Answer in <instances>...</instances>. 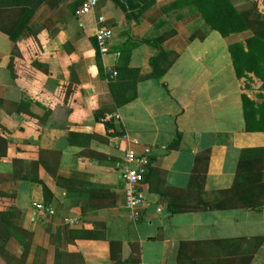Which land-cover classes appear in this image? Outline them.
Returning <instances> with one entry per match:
<instances>
[{
  "label": "crops",
  "instance_id": "0c3cea01",
  "mask_svg": "<svg viewBox=\"0 0 264 264\" xmlns=\"http://www.w3.org/2000/svg\"><path fill=\"white\" fill-rule=\"evenodd\" d=\"M196 1L98 0L75 17L83 0H45L16 43L0 31V99L19 109L0 107L8 142L0 191L15 193L0 198V211L15 209L16 224L32 235L23 255L27 240L14 231L0 264H264V132L245 131L242 81ZM252 1L251 32L264 35V0ZM100 27L113 33L104 55L94 37ZM162 38L159 51L153 43ZM129 41L125 85L137 76L136 97L116 106L113 69ZM250 85L253 93L259 82ZM34 104L65 128L39 126ZM107 114L119 120L103 122ZM126 148L151 152L136 222L120 177ZM257 149L263 156L243 157ZM31 163L46 197L29 179Z\"/></svg>",
  "mask_w": 264,
  "mask_h": 264
},
{
  "label": "trees",
  "instance_id": "16d2710c",
  "mask_svg": "<svg viewBox=\"0 0 264 264\" xmlns=\"http://www.w3.org/2000/svg\"><path fill=\"white\" fill-rule=\"evenodd\" d=\"M2 1L0 0V31L9 36V39L13 43H16L21 34L30 31L28 27L29 21L45 0H11L12 2L10 3H4ZM243 1L247 2V6H243V8H239L234 0H197L196 4L200 8L204 23L212 30L219 32L224 38L232 59L236 78L242 81L241 102L245 131L248 133L264 132V35L260 30L262 27L264 29V21L258 22L260 31H255L257 34L252 33V28L256 24L253 20L256 14L257 4L252 0ZM129 7L132 9V4ZM142 12L143 10H140L138 15ZM138 15L135 16L136 20L138 19ZM6 16L10 17V19H5ZM164 39H159L153 43L159 51L162 50L160 44ZM194 39L202 40L203 35L192 33L190 40ZM133 45L134 43L129 41L118 50L116 64L113 69L115 77H113V82L111 83V92L116 106H123L136 97L134 84L137 76H132L134 83L125 85V82L130 77L127 76L130 56L129 50ZM157 60L153 59V62L151 61V65L155 68L156 64L154 62ZM155 76L157 77V75ZM255 79L259 82V86L256 93H254L255 95L252 97L245 91L252 89L250 84ZM17 105V101L0 99V107L7 115L18 112ZM29 115L43 129H63L66 126L65 120L62 121V119H59V122L58 118L55 119L53 117L52 111L42 108L39 104L33 105V111ZM7 146V140L0 136V160L6 156ZM257 152L261 155L263 153L261 149L245 150L242 153L243 157H248L253 153L257 154ZM13 174H15V170H13ZM145 178L146 175L144 180ZM29 179L42 186L45 197L49 194L43 182L38 178L37 163H31ZM5 197L14 198L15 193L8 194L0 191V198ZM16 223L15 209L0 211V255L3 258L5 257V260H7L6 258L8 256L4 250V246L7 240L14 234V231L27 240L23 255L27 253L28 245L32 238L30 233L23 231ZM224 243L229 245L227 241ZM259 244L260 242L257 244V247ZM112 245L113 243L111 242V248L113 247ZM242 257L245 260L246 255L243 253Z\"/></svg>",
  "mask_w": 264,
  "mask_h": 264
},
{
  "label": "built area",
  "instance_id": "2783aa9c",
  "mask_svg": "<svg viewBox=\"0 0 264 264\" xmlns=\"http://www.w3.org/2000/svg\"><path fill=\"white\" fill-rule=\"evenodd\" d=\"M97 4L98 0H83L81 5L74 11L75 17H81L94 11ZM94 37L99 54H107L109 52L110 41L113 38L112 31L100 27L96 30ZM113 75H115V73ZM101 120L103 122H111L112 120H119V116L116 114H107L101 118ZM122 138L126 139V136H123ZM150 154L151 152L149 149H144L142 153H136L133 150L126 148L123 152L120 177L127 185L125 191V207L131 212V219L134 222L138 220V209L145 201L140 185L142 184L149 167ZM36 208L40 211L50 213V211L42 205H38ZM137 264L143 263L138 262Z\"/></svg>",
  "mask_w": 264,
  "mask_h": 264
},
{
  "label": "rangeland",
  "instance_id": "374dc122",
  "mask_svg": "<svg viewBox=\"0 0 264 264\" xmlns=\"http://www.w3.org/2000/svg\"><path fill=\"white\" fill-rule=\"evenodd\" d=\"M228 48V47H227ZM229 55H230V53H229ZM256 90L257 89H254V91H253V93H251V91H245L246 93H248V94H250V95H252V97L255 95L254 93H256Z\"/></svg>",
  "mask_w": 264,
  "mask_h": 264
},
{
  "label": "water",
  "instance_id": "95a60500",
  "mask_svg": "<svg viewBox=\"0 0 264 264\" xmlns=\"http://www.w3.org/2000/svg\"><path fill=\"white\" fill-rule=\"evenodd\" d=\"M123 3H126V0H121Z\"/></svg>",
  "mask_w": 264,
  "mask_h": 264
}]
</instances>
